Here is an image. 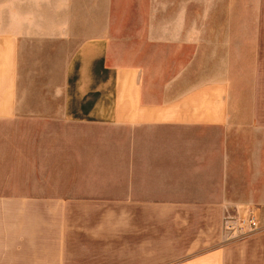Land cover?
<instances>
[{
	"label": "crops",
	"instance_id": "crops-1",
	"mask_svg": "<svg viewBox=\"0 0 264 264\" xmlns=\"http://www.w3.org/2000/svg\"><path fill=\"white\" fill-rule=\"evenodd\" d=\"M145 2L0 0V264H264V0Z\"/></svg>",
	"mask_w": 264,
	"mask_h": 264
},
{
	"label": "rangeland",
	"instance_id": "rangeland-1",
	"mask_svg": "<svg viewBox=\"0 0 264 264\" xmlns=\"http://www.w3.org/2000/svg\"><path fill=\"white\" fill-rule=\"evenodd\" d=\"M138 6H132V8L134 9L135 7H137V10L132 9V11L128 10V5H124L123 6V13H122V19H121V24L123 28H134V27H144L145 26V10L144 13H141L140 10H138L139 8H143L146 9V0H137ZM124 3H127V1H124ZM141 3V4H140ZM127 8V9H125ZM143 18V19H142ZM122 40H129V38H120ZM120 55H126L129 56L130 53H123V52H119L118 56ZM160 56L159 54H156L154 52L152 53H148L147 56L149 59H154V56ZM128 58V57H126ZM158 59V57H157ZM26 124H32L31 122H26ZM27 136H32V134H27ZM260 218H261V228L259 231H257L255 234L252 235H256L259 234L261 232H264V209H260ZM251 235V236H252ZM238 238H228V242L229 243H235L239 240H237ZM231 264H260V259L257 258V252L255 251L253 254L251 253L250 255V260L248 261V258H246V256L244 255V251L243 249H239L237 251H235L233 253V261Z\"/></svg>",
	"mask_w": 264,
	"mask_h": 264
},
{
	"label": "built area",
	"instance_id": "built-area-1",
	"mask_svg": "<svg viewBox=\"0 0 264 264\" xmlns=\"http://www.w3.org/2000/svg\"><path fill=\"white\" fill-rule=\"evenodd\" d=\"M261 228L260 208L249 207L244 213H227L224 230L228 238H246Z\"/></svg>",
	"mask_w": 264,
	"mask_h": 264
}]
</instances>
